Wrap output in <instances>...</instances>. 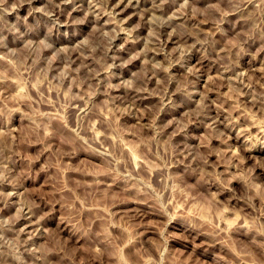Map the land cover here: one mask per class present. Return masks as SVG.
Segmentation results:
<instances>
[{
    "label": "rangeland",
    "instance_id": "rangeland-1",
    "mask_svg": "<svg viewBox=\"0 0 264 264\" xmlns=\"http://www.w3.org/2000/svg\"><path fill=\"white\" fill-rule=\"evenodd\" d=\"M0 264H264V0H0Z\"/></svg>",
    "mask_w": 264,
    "mask_h": 264
}]
</instances>
